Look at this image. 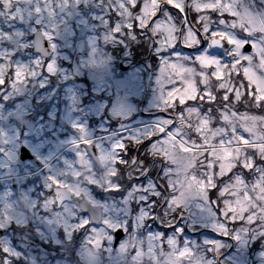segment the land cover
Here are the masks:
<instances>
[{
	"label": "snow or ice",
	"instance_id": "obj_1",
	"mask_svg": "<svg viewBox=\"0 0 264 264\" xmlns=\"http://www.w3.org/2000/svg\"><path fill=\"white\" fill-rule=\"evenodd\" d=\"M83 2L0 0V19L9 26L16 22L40 25L39 35L49 42L54 53L55 34ZM100 7L111 13L108 25L113 40L121 32L133 36L140 32L156 37L158 47L173 53L162 59L157 80L158 107L167 115L125 138L137 145L147 141L146 156L135 158L142 171L150 176L156 165H160L157 172L160 183L150 181L139 201L146 204L151 197L155 211L160 205L157 197L164 198L167 192L164 198L167 212L191 205L206 211L215 205L219 215L214 218V228L247 247L253 230H230L229 225L237 221L247 225L259 221L264 225V0H111L106 6L101 0ZM100 20L103 23L104 17ZM21 35L0 31V40H14ZM247 45L251 46V52L246 50ZM186 49L192 51L181 55ZM3 61L0 88L11 80V88L19 91L28 77L36 78L43 70L40 61H36L34 68L19 65L13 68L7 55ZM47 71L55 74L54 61L47 64ZM72 127L80 133L79 140L71 141L78 166L69 164L67 172L47 176L50 198L44 205L45 208L60 205L62 211L56 212L55 219L48 223L62 222L66 231L84 229L92 223L91 220L71 222L69 209L73 203L78 206L84 202L94 211L103 207L88 199V190L83 185H97L105 192L119 191L122 185L114 181L120 176L121 166H127L133 159L127 155L130 148L125 139L116 140L110 151L96 145L98 154L91 158L88 150L94 142L88 138L86 128L78 123ZM11 144L9 134L0 130V156L4 157V167L9 171L16 163L8 147ZM69 176L71 181L61 178ZM213 193L217 197L215 202ZM10 211L11 206H6V214ZM145 211L147 208L131 223L128 216L123 220L104 217L103 230L91 229L86 243L93 264H98L104 242L113 241L111 232L121 230L129 238L120 244L116 264H215L207 259L206 252L218 254L223 244L205 240L202 251L189 241L181 242L182 229L172 237L152 232L144 235L141 229L146 225L142 222L146 219L155 222L157 218L151 212L145 217ZM255 235L264 238V227L255 230ZM3 252L5 258L0 264H12L10 257L20 255L9 246ZM257 255L260 264H264V251Z\"/></svg>",
	"mask_w": 264,
	"mask_h": 264
},
{
	"label": "flooded vegetation",
	"instance_id": "obj_2",
	"mask_svg": "<svg viewBox=\"0 0 264 264\" xmlns=\"http://www.w3.org/2000/svg\"><path fill=\"white\" fill-rule=\"evenodd\" d=\"M104 2L111 3V0ZM110 71L102 67L62 66L56 69L55 74H48L49 80L43 82L36 79L37 89L32 98L27 97L29 83L23 94L9 96L5 100L10 111L7 119L16 128L11 133L13 144L8 146L16 157V163L9 171L4 167V157L0 156V262L5 258L4 247L9 246L23 255L19 258L12 256V264H84L80 259L76 260L73 253L83 242L86 243L91 229L97 227L103 230L101 220L106 212L122 207L126 201H139V197L145 194L142 190L147 189L149 182L155 180L159 164L149 176L141 170L139 163L135 160L131 163V160L127 166H121L120 176L114 181L122 185L119 191L105 192L97 185H83L88 190V199L103 206L101 209L94 211L92 206L84 202L78 206L73 203L72 209H69L73 224L81 220L92 221V218H97V223H90L84 229L70 228L67 231L62 222L60 225L48 223L62 209L59 204L49 205L48 208L44 206L50 198L46 187L47 176L67 172L69 164L78 166L71 141L79 140L80 133L72 127L73 123L83 125L88 138L93 140V148L88 150L93 159L98 154L96 145L110 151L116 140L125 139L155 123V110L147 109L145 114H140V101L134 97V87L128 88L129 84L124 83L122 97L114 98L115 93L107 80L117 77L118 73L115 69ZM122 74L124 72L118 77L123 79ZM15 105L20 106L14 110L12 107ZM37 120L32 130L31 126ZM32 143L36 144L40 153L34 151ZM125 143L130 148L127 154L129 157L133 158L138 148L137 157L143 159L146 156L147 143L140 146L127 139ZM148 159L151 160V157ZM99 175L100 172H97ZM61 178L71 181L70 176ZM157 180L160 183L158 177ZM29 201L32 206H29ZM147 203H152L151 197ZM6 206H11L7 214ZM81 206L88 210H83ZM15 213L18 214V220L14 217ZM152 226L142 228L141 231L148 234L157 230L171 233L172 230L171 224ZM111 235L114 237V231ZM125 238L124 233L121 240ZM105 245L114 252L118 249V244L113 247L112 242L109 245L107 240ZM45 250L48 253L39 259L36 253L42 254ZM60 250L67 254L60 258ZM26 251L32 253V256L27 258Z\"/></svg>",
	"mask_w": 264,
	"mask_h": 264
},
{
	"label": "rangeland",
	"instance_id": "obj_3",
	"mask_svg": "<svg viewBox=\"0 0 264 264\" xmlns=\"http://www.w3.org/2000/svg\"><path fill=\"white\" fill-rule=\"evenodd\" d=\"M101 0H84V2L80 5L79 9H74L75 15L71 17L68 21V23L60 29L58 33L55 34L54 40L52 43H55L56 48L55 52L53 53L52 49L48 57L44 60L41 56L37 54H32L28 51V48L31 47V39L29 40V36L32 35L34 32H40L42 30L40 25L35 24L34 22L28 23L25 22L23 24L16 22L9 26V24L3 20L0 19V31L15 34L17 32L22 33L21 36L16 37L14 40H0V64H3V57L5 55L8 56V58L11 59L12 66L15 68L17 65L21 67H27V68H34L36 67V61H40L42 71L36 78L28 77L26 81V85L22 87L19 91H15L11 88L9 81L8 86L5 90H3V93L0 97V130L9 132V136L12 138V132L16 129L14 125L10 124L8 121L9 116V108L6 107L5 100L7 97H17L19 94H23L26 91L27 85L31 82V80L38 79L39 81L45 82L46 80H49L47 78L48 71H47V64L54 61V67L55 69L60 68V61L64 62L65 64H69L73 60L74 66H80V67H102L111 70L110 72H113L112 69H115V71L118 73L117 77L113 76L112 79L107 80V83L111 85V89H113V93H115L114 98H121V94L124 92V83L129 84L128 88H133V93L135 98H139L142 95L143 88H144V78H143V70L141 65L133 66L129 70L124 71V74H122L123 79L118 77L122 72H120L116 67V61H117V53L114 52L115 47H117V39L113 40L111 38V32L110 27L108 25V18L111 17V13L104 11L100 7ZM105 6L109 4L108 2H104ZM127 11V9H126ZM118 15V14H117ZM100 17H104V22L101 23ZM121 23H124V21H120ZM122 33V32H121ZM120 33V34H121ZM136 42L139 41V38L136 39ZM156 45L154 47V52L157 55L158 58V67L156 70V73L153 74L150 80V89L151 93L149 94L148 102L145 107H147L150 110H155L156 118L154 119V122H156L159 118H161L162 115L159 113L160 108L158 107L159 104V85L157 83L160 68L162 66V59L169 58L173 55V53L167 49H161L158 47V40L155 37ZM85 41H88L90 49L87 53L86 57L81 56L80 52L83 46V43ZM96 42V43H95ZM250 46V45H249ZM205 49H207V45L204 46ZM179 51V49H177ZM251 46L248 50V52H251ZM71 52V56L66 55V53ZM129 53L127 51L121 53V56H128ZM181 55H183L181 53ZM186 56V55H185ZM125 65H128V60H124L123 62ZM108 84V85H109ZM109 85V86H110ZM11 89V91H9ZM10 93H9V92ZM9 93V95H7ZM119 98V99H120ZM20 105H15L12 107V109L15 110V108H18ZM38 120L35 121L31 129L37 125ZM33 127V128H32ZM32 147L34 151L39 150L36 148V144L32 143ZM50 158V156H49ZM3 163H6L4 160H2ZM147 208L148 211H145L144 215L147 217L149 215V212H151L152 215V205L150 203L143 204L140 201H126L123 203V206L117 209H111V211L106 212L104 217L111 218L113 220L119 218L121 220L124 219L125 216H128L129 223L133 219H138L140 216V212L142 209ZM167 210V207H166ZM167 212V211H166ZM169 214H176V218L173 221L174 224H178L175 226V228H178L177 230L183 229L184 225L186 226L188 232H198L201 233L200 241L197 244L196 241H193L189 234L182 232H179V237L181 238V242L183 241H189L192 245L199 246L202 251H204V241L205 240H214L213 238L208 237L209 231H213L219 235L220 232L214 228V218L219 215L217 211L214 210L213 207L207 208L206 211H202L200 208L195 207L194 205L189 206L187 209H179L174 212H167ZM119 214V215H117ZM153 216V215H152ZM183 216L182 219H180L178 222V217ZM186 218V224L185 220ZM222 219V218H221ZM147 220L152 219H146L142 223L146 225L148 222ZM240 222V221H237ZM103 226V224H102ZM151 225H146L145 227H149ZM143 227V228H145ZM264 227V225H261L260 222L253 223L252 225H247L245 222L243 224L237 225L236 227H229L230 230L238 229V228H250L253 230L252 232V238L247 239V247H243L242 245L238 244L235 240H233L230 236H226L232 239V245L228 253L224 256L223 261L229 264H260V260L258 257V253L261 251H264V238L258 237L255 235V230ZM70 229V228H69ZM177 230L171 231V233L166 234V237H172L176 236ZM131 229H129V232ZM157 234V232H155ZM147 235V234H144ZM128 236L126 235V238L121 240L118 244V248L122 242H126L128 240ZM262 239L259 248H253L251 245L254 243L253 241ZM224 245L219 250V253H223L227 250L229 247L228 242H225L223 240H216ZM108 242V241H107ZM109 243V242H108ZM111 244V243H110ZM109 244V245H110ZM252 248V249H251ZM89 245H87L85 242H83L76 250L75 253L77 254L78 258L84 263V264H93V261L89 259ZM107 245H105L104 242V248L100 251L98 256V264L103 262L104 264H116V257H117V250L114 251H106ZM15 252V251H13ZM226 253V252H225ZM37 257L44 258L43 254L36 253ZM216 253H210V255H207V259L210 261H215ZM23 255H19V257H22ZM25 256L27 258L32 256V253L29 251H26ZM15 257V256H13ZM104 257V258H103ZM11 258V257H10ZM17 258V257H15ZM55 264H67L62 262H57Z\"/></svg>",
	"mask_w": 264,
	"mask_h": 264
},
{
	"label": "trees",
	"instance_id": "obj_4",
	"mask_svg": "<svg viewBox=\"0 0 264 264\" xmlns=\"http://www.w3.org/2000/svg\"><path fill=\"white\" fill-rule=\"evenodd\" d=\"M144 34H140L139 32L133 36L131 33H128L127 35H125L124 32H122L121 34H119L116 39H117V47L116 50L120 53H123L125 51H127L129 53V55L127 56L130 61V63H132L133 65H140L141 61H143L145 59V56L147 55L149 46H150V41L148 39V37L146 36L145 38ZM134 38L138 39L139 41L136 42V40H134ZM115 39V40H116ZM28 51L30 53L33 54V51L31 48H28ZM158 58L155 52H153L148 60L150 69L152 71V73H156L157 67H158ZM71 66H73V64H70ZM217 199L216 195L213 193L212 194V200L213 202H215V200ZM158 207V206H157ZM156 207V208H157ZM214 207V205H213ZM166 212V211H164ZM163 214V213H162ZM165 214V213H164ZM163 216V215H162ZM164 219L163 221H167L168 219L170 220H175V218L177 217L176 214L172 215L167 213V215L163 216ZM259 221H257L256 223H258ZM243 224V222H236L235 224H230L229 227H236L237 225ZM196 243H199V239L195 238ZM262 239L256 240V242H254L251 246L253 248H259V244L261 242ZM197 243V244H198ZM252 249V248H251ZM60 255L62 254H67L65 251H60L58 252Z\"/></svg>",
	"mask_w": 264,
	"mask_h": 264
},
{
	"label": "water",
	"instance_id": "obj_5",
	"mask_svg": "<svg viewBox=\"0 0 264 264\" xmlns=\"http://www.w3.org/2000/svg\"><path fill=\"white\" fill-rule=\"evenodd\" d=\"M152 38V36H151ZM204 44L201 45V47H203ZM32 47H33V50L36 52V53H39L41 54L42 56H47L48 53H49V44H48V41H46L45 39H43L39 33H35L33 35V40H32ZM249 45L246 46V50L248 51L249 50ZM87 51H88V46H87V43L84 42V46H83V49H82V56H86L87 54ZM152 51V48H150L149 52H148V56L147 58L149 57L150 53ZM118 67L121 69V70H126L127 68L124 67L122 65V60H118ZM147 77L145 79V88H144V95H143V98H142V101H141V104H140V107H139V110L140 112H142V109H143V106H144V103L146 101V98H147V95H148V91H149V80H150V70L149 68L147 69ZM37 87H36V84L33 82L32 83V89L31 91L28 93V96L31 97L34 95L35 91H36ZM147 142V141H144L143 144ZM138 150L139 148L136 150L135 154H134V159L137 157L138 155ZM165 198H166V195H165ZM81 208L83 210H88L86 207H82ZM92 221L93 223H96L97 222V218H92ZM122 232L121 231H116L115 232V238H114V243L113 245H116L118 240L122 237ZM220 260V258H218V261Z\"/></svg>",
	"mask_w": 264,
	"mask_h": 264
},
{
	"label": "bare ground",
	"instance_id": "obj_6",
	"mask_svg": "<svg viewBox=\"0 0 264 264\" xmlns=\"http://www.w3.org/2000/svg\"><path fill=\"white\" fill-rule=\"evenodd\" d=\"M17 215H18V214L15 213V214H14V217L18 220V216H17Z\"/></svg>",
	"mask_w": 264,
	"mask_h": 264
}]
</instances>
